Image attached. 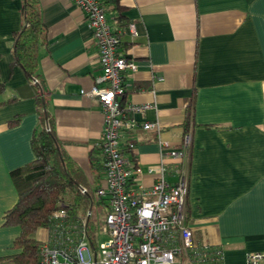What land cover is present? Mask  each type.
Returning a JSON list of instances; mask_svg holds the SVG:
<instances>
[{
  "label": "crops",
  "instance_id": "0c3cea01",
  "mask_svg": "<svg viewBox=\"0 0 264 264\" xmlns=\"http://www.w3.org/2000/svg\"><path fill=\"white\" fill-rule=\"evenodd\" d=\"M22 4L0 0V83L7 85L0 101L13 99L0 105V258L18 252L13 243L20 228L4 223L5 212L18 201L11 172L35 159L32 138L41 126L34 81L20 66L11 72ZM121 4L123 24L113 5L106 6L108 18L122 35L121 53L138 65L124 73V104L151 105L132 116L162 126L160 134L142 128L129 134L136 144L129 153L143 169L136 186L154 185L156 176L148 169L160 162V141L169 143L166 151L179 150L191 133L187 224L198 246L222 251L223 264H246L248 253L264 250V0ZM39 5L47 41L38 75L56 136L95 186L90 154L101 157L103 112L82 91L103 73L96 39L72 1L39 0ZM130 23L136 24L137 36L127 30ZM15 117L18 123L10 125ZM47 236L46 227L36 232L39 241ZM183 261L189 264L186 257Z\"/></svg>",
  "mask_w": 264,
  "mask_h": 264
},
{
  "label": "built area",
  "instance_id": "2783aa9c",
  "mask_svg": "<svg viewBox=\"0 0 264 264\" xmlns=\"http://www.w3.org/2000/svg\"><path fill=\"white\" fill-rule=\"evenodd\" d=\"M70 1L88 19L103 71L94 86L82 94L97 100L103 112L100 152L104 168L95 192L109 207L104 225L107 238L95 244L89 237L86 218L74 221L66 209L57 210L46 226L47 238L40 241L38 264H185L184 257L189 264H223L222 251L198 246L187 224L186 161L192 149L191 133L185 135L179 150L166 151L169 143L160 141V162L148 169L156 176L154 185L150 189L136 186L135 179L143 169L130 155L136 144L129 134L139 128L160 134L161 123L139 122L132 116L151 105L122 102L128 88L124 73L136 71L138 65L133 57L121 53L122 35L113 30L107 7L100 0ZM127 30L138 35L135 23ZM81 190L87 193V188ZM246 264H264V250L248 253Z\"/></svg>",
  "mask_w": 264,
  "mask_h": 264
},
{
  "label": "trees",
  "instance_id": "16d2710c",
  "mask_svg": "<svg viewBox=\"0 0 264 264\" xmlns=\"http://www.w3.org/2000/svg\"><path fill=\"white\" fill-rule=\"evenodd\" d=\"M100 1L105 6H114L118 15L116 20L121 23L124 18L122 0ZM21 12L23 24L15 33L11 72L15 66H20L34 81L41 126L32 138L35 159L11 172L18 201L5 212L4 223L20 228V234L13 243L18 252L1 257L0 264H38L41 242L36 239V232L50 224L57 210L66 209L74 221L86 218L89 237L94 243L98 231L90 213L95 203L94 187L56 136L54 119L48 110L47 91L38 75L40 52L47 41V27L41 17L39 0H23ZM6 91V83H0V97ZM12 100H1L0 105ZM122 102H125V96ZM187 113L189 118L190 109ZM18 121L19 117H15L9 124L15 125ZM90 164L96 174L94 185L97 186L104 168L103 158L92 152ZM82 187L87 188V193H82Z\"/></svg>",
  "mask_w": 264,
  "mask_h": 264
},
{
  "label": "rangeland",
  "instance_id": "374dc122",
  "mask_svg": "<svg viewBox=\"0 0 264 264\" xmlns=\"http://www.w3.org/2000/svg\"><path fill=\"white\" fill-rule=\"evenodd\" d=\"M93 187L95 203L92 206L91 213L92 221L98 226L97 239L95 243L98 244L99 242L104 241L107 238V235L105 234L104 230L105 218L107 216V207L101 202V197L95 192L96 186Z\"/></svg>",
  "mask_w": 264,
  "mask_h": 264
},
{
  "label": "water",
  "instance_id": "95a60500",
  "mask_svg": "<svg viewBox=\"0 0 264 264\" xmlns=\"http://www.w3.org/2000/svg\"><path fill=\"white\" fill-rule=\"evenodd\" d=\"M47 128L50 129L49 126H47ZM90 213H91V212H90ZM90 213H89V214H90Z\"/></svg>",
  "mask_w": 264,
  "mask_h": 264
}]
</instances>
